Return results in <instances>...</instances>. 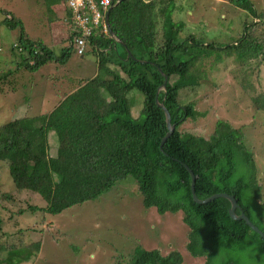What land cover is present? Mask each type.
<instances>
[{
  "label": "trees",
  "instance_id": "16d2710c",
  "mask_svg": "<svg viewBox=\"0 0 264 264\" xmlns=\"http://www.w3.org/2000/svg\"><path fill=\"white\" fill-rule=\"evenodd\" d=\"M175 2L121 0L115 5L108 19L109 33L91 36L88 48L107 77L98 74L79 80V86L52 110L3 123L0 161L7 163L18 190L39 193L47 202L45 207L30 206L34 212L59 214L100 197L131 175L145 207H156L161 213L183 212L192 256L204 257V264H264V238L246 221L231 216L229 198L201 204L192 193L190 169L197 179L199 199L220 192L232 194L264 231L263 184L256 152L244 130L226 120H218L208 138L181 130L187 120L207 115L197 109V88L211 83L212 89L214 83L207 81L213 74L210 69L227 58L235 65L229 73L244 97H250L256 113H264V11L252 0H230L252 18H245L243 32L233 43L223 45L195 34L183 39L185 23L173 19ZM11 15L5 24L20 27L19 41L13 45L19 53L16 70L37 71L49 62L65 63L70 58L78 33L72 32L68 22L65 30L72 48L57 54L42 40L31 38L23 22ZM133 89L143 93L144 101L131 102ZM159 103L169 110L175 126L164 143L169 128ZM51 135L59 143L54 155ZM240 213L237 209L236 214ZM2 222L0 216V229ZM32 245L35 248L30 251L0 244L6 252L0 264L30 261L41 246L39 241ZM128 264H184V257L179 251L163 254L137 247Z\"/></svg>",
  "mask_w": 264,
  "mask_h": 264
},
{
  "label": "rangeland",
  "instance_id": "374dc122",
  "mask_svg": "<svg viewBox=\"0 0 264 264\" xmlns=\"http://www.w3.org/2000/svg\"><path fill=\"white\" fill-rule=\"evenodd\" d=\"M264 11V0H252ZM175 21H183L184 39L190 34L217 44L233 43L243 32L248 10L233 5L230 0H176ZM64 10V9H63ZM65 11V10H64ZM11 12L24 25L30 37L42 40L57 54L71 47L66 16L52 12L46 0H0V126L24 115L35 116L50 111L79 86V80L93 78L99 71L96 57L89 50L79 55L75 46L65 63L53 61L37 71L16 70L19 53L12 50L20 36V27L10 28L4 20ZM8 13V14H7ZM53 21H56L52 23ZM91 48V47H90ZM235 65L231 58L216 63L209 83L197 88V109L207 113L197 120H187L183 132L209 137L218 120L242 127L248 144L256 152L259 177L264 195V113H256L251 100L246 99L240 84L229 73ZM264 84V68L262 69ZM205 81V80H203ZM132 103L144 101L137 89L129 93ZM135 110V112H134ZM138 112L133 106V115ZM50 150L58 149L56 135L50 136ZM10 195V198L4 195ZM47 202L30 190H18L7 163L0 161V244L15 245L21 250H34L32 242H40V252L22 264H128L137 247L158 249L163 254L179 251L184 264H204V257H194L187 248L189 227L184 214L161 213L156 207H145L143 194L134 176L118 181L100 197L72 206L59 214L33 211L30 206L45 207ZM26 247V248H25ZM13 248V247H12ZM6 255L0 250V256Z\"/></svg>",
  "mask_w": 264,
  "mask_h": 264
},
{
  "label": "built area",
  "instance_id": "2783aa9c",
  "mask_svg": "<svg viewBox=\"0 0 264 264\" xmlns=\"http://www.w3.org/2000/svg\"><path fill=\"white\" fill-rule=\"evenodd\" d=\"M68 14L66 20L72 32H77L73 41L79 55H84L90 46L91 36L100 32L109 33L108 12L121 0H60Z\"/></svg>",
  "mask_w": 264,
  "mask_h": 264
},
{
  "label": "water",
  "instance_id": "95a60500",
  "mask_svg": "<svg viewBox=\"0 0 264 264\" xmlns=\"http://www.w3.org/2000/svg\"><path fill=\"white\" fill-rule=\"evenodd\" d=\"M111 10L108 12V15H107V18L108 19H109V15H110ZM111 35L114 36V34L112 33V31H111ZM129 55L131 56V52H129ZM166 84H167V77H166L164 86H166ZM159 105L166 112V115H167V125H168V128H169V133H168V135L163 140V143H164L168 139V137L172 134V132L174 131L175 126L172 123L171 114H170L169 110L163 104L159 103ZM190 171H191V174L193 176L192 193H193V198H194V200L196 202L201 203V204H204V203L211 202V201H213V200H215V199H217L219 197L229 198L231 200V202H232V208H231V211H230L231 216L234 219L246 221V223L254 231H256L257 233H259L264 238V231L262 229H260L256 224H254V222L247 216V214L243 211V208L239 204V201L236 198V196H234L232 194H229V193H226V192H220V193L214 194L213 196H211V197H209L207 199H204V200L199 199L197 197V195H196V182H197V179H196V176H195L194 172L191 169H190ZM237 209L241 211V213L239 215L236 214V210Z\"/></svg>",
  "mask_w": 264,
  "mask_h": 264
},
{
  "label": "crops",
  "instance_id": "0c3cea01",
  "mask_svg": "<svg viewBox=\"0 0 264 264\" xmlns=\"http://www.w3.org/2000/svg\"><path fill=\"white\" fill-rule=\"evenodd\" d=\"M53 0H46V3H47V5H48V7H49V9L54 13V12H57L58 13V11L60 12V13H62V15H64V16H66V18H68V14L66 13V11H64L63 10V5H62V2L60 1V0H55V2H52ZM57 1H58V3H57ZM54 22H56V21H53L52 23H54ZM68 22V21H67ZM68 25V24H67ZM65 29V28H64ZM30 36V35H29ZM32 38V37H31ZM33 39H35V38H33ZM35 40H38V39H35ZM14 46H16V43L15 44H13ZM12 50H13V47H12ZM16 63H17V61H16ZM46 65V64H45ZM44 65V66H45ZM43 67V66H42ZM41 67V68H42ZM40 68V69H41ZM9 72V74L11 73V75L13 76V77H15V76H17L20 72H21V70L19 69V70H9L8 71ZM2 90H4V89H2V88H0V91H2Z\"/></svg>",
  "mask_w": 264,
  "mask_h": 264
}]
</instances>
